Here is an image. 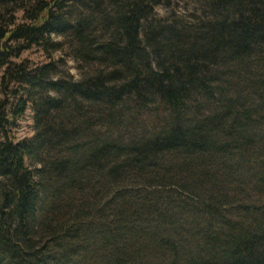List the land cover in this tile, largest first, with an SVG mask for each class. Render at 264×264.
<instances>
[{
    "label": "trees",
    "instance_id": "obj_1",
    "mask_svg": "<svg viewBox=\"0 0 264 264\" xmlns=\"http://www.w3.org/2000/svg\"><path fill=\"white\" fill-rule=\"evenodd\" d=\"M177 1L0 0V264H264V207L223 215L264 196V0ZM153 173L200 206L124 190Z\"/></svg>",
    "mask_w": 264,
    "mask_h": 264
},
{
    "label": "rangeland",
    "instance_id": "obj_2",
    "mask_svg": "<svg viewBox=\"0 0 264 264\" xmlns=\"http://www.w3.org/2000/svg\"><path fill=\"white\" fill-rule=\"evenodd\" d=\"M204 16L203 5L198 3L196 0H179L171 6H159L156 9L155 20L161 21H183L189 23H195L198 21V17ZM57 55H62L67 58L68 63L64 68V71L70 75L74 80H80L89 71L88 67L79 63L71 53V50L67 48L63 52L57 53ZM25 57L33 60V62L45 61L46 57L42 52L33 49L25 53ZM97 68V67H94ZM33 114L32 111H28L27 115L20 121V127L17 131L18 137L30 136L33 134ZM146 121L149 120V116H144ZM263 155V154H262ZM124 190L136 192L139 198L153 199L157 200L164 198L165 196H175L181 204H187L188 206L197 208L200 206L202 197L196 195L191 191L182 192L180 191V186L175 185V182L166 183L165 179L157 175V173L151 174L147 178H136L124 185ZM231 187H229L230 189ZM240 195L232 191L230 200L225 203L223 208V215L228 217L230 220H240L241 213L240 210L245 207H264V196L260 194H253L249 196ZM142 194V195H141ZM195 211V210H194ZM94 216V215H93ZM191 227L190 223L187 228ZM186 228V227H185ZM187 229H185L184 234ZM186 236V235H184Z\"/></svg>",
    "mask_w": 264,
    "mask_h": 264
}]
</instances>
